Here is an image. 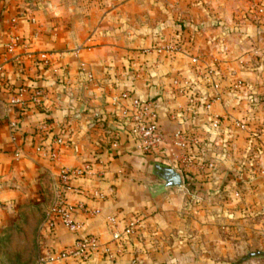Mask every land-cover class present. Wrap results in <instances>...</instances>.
<instances>
[{"label":"crops","instance_id":"obj_1","mask_svg":"<svg viewBox=\"0 0 264 264\" xmlns=\"http://www.w3.org/2000/svg\"><path fill=\"white\" fill-rule=\"evenodd\" d=\"M64 1L1 5L0 53L10 32L27 44L18 48L21 65H7L6 76L23 100L36 88L49 90L50 99L14 109L13 131L3 119L9 96L0 91V264H226L206 253L216 228L203 205L208 195L191 188V174L199 188H218L250 158L261 168L254 184L264 188V18L252 15L264 0H73L72 13ZM179 36L180 52L158 53ZM41 52L51 55L49 67L37 60ZM195 58L216 68L213 81L197 74ZM237 80L247 88L233 90ZM124 91L155 104L164 157L137 149L122 109L111 103ZM177 131L200 139L199 156L216 164L212 178L181 170ZM58 137L64 144L50 158ZM86 162L95 175L75 181L64 197L98 213H72L79 225L72 231L52 206L62 170ZM154 162L180 172L183 187L162 190ZM224 191L209 196L227 203ZM111 217L122 225L141 221L123 247L112 242ZM87 236L102 247L90 260L46 261L49 251Z\"/></svg>","mask_w":264,"mask_h":264},{"label":"built area","instance_id":"obj_2","mask_svg":"<svg viewBox=\"0 0 264 264\" xmlns=\"http://www.w3.org/2000/svg\"><path fill=\"white\" fill-rule=\"evenodd\" d=\"M3 0H0V15L2 14L1 5ZM254 20H261L264 18V4L257 6L252 13ZM17 20H13V28L16 26ZM20 46H27L26 42L21 35L14 32H10L7 35L6 42L3 45V49L0 53V91L6 93L9 99L6 103V113L3 115V119L9 127L14 131L17 129V124L14 120H11V114L14 113L16 108H27L30 104L35 106H42L47 100L50 99V92L45 88L33 89L28 94V99L23 100L22 92L18 91L12 84L11 80L6 76L7 65H21L22 60L18 54V48ZM183 46V38L179 36L174 41L158 49V53L165 52L169 55H174L180 52ZM37 60L44 67H49L51 64V55L46 52L37 54ZM193 64L197 67V74L204 77L209 81H213L216 77V68H204L202 73L199 72L202 69V63L198 58L193 60ZM89 80H93L92 75H88ZM215 89H219V85L213 83ZM233 90H244L247 88L242 80H237L231 86ZM18 91V92H17ZM190 103H196L197 99L194 95L189 97ZM111 103L114 106L122 109L121 118L128 122L127 131L132 139L136 142L137 149L144 155L153 158H160L165 156L167 139L162 130L159 122V117L155 104L150 100H143L139 97H135L131 92L124 91L119 95L112 97ZM207 109L211 108V103L206 105ZM237 126L243 130H247V124L238 123ZM173 144L180 150L184 151V155L180 158L181 170H193L195 167L199 168L202 163L198 164L193 157L187 154V150L193 144L197 147L199 139L195 135H191L184 131H177L173 134ZM64 144V139L58 137L54 142V148L50 152V158H55L58 155V148ZM95 175V164L93 162H86L80 167L72 169H64L60 175L61 189L57 195L56 201L52 206V211L62 215L65 225L72 231L79 229V225L74 223L71 219L72 213L79 210L88 214H97L98 211H88L84 206H71L68 205L64 192L72 189V184L75 181L81 180L88 176ZM95 198H99L100 192L95 191L93 193ZM140 219H129L124 223L117 219V217L109 218V227L112 230L113 240L116 245L123 247L126 241L136 232L140 225ZM101 244L96 236H87L81 238L73 246L63 250L60 253H53L49 251L47 254V262L65 259V260H77L86 262L91 257L98 253L101 249ZM106 252H109L106 250ZM44 261V259H43Z\"/></svg>","mask_w":264,"mask_h":264},{"label":"rangeland","instance_id":"obj_3","mask_svg":"<svg viewBox=\"0 0 264 264\" xmlns=\"http://www.w3.org/2000/svg\"><path fill=\"white\" fill-rule=\"evenodd\" d=\"M75 2L78 1L75 0ZM64 3L72 13L73 0H65ZM206 67L202 64L199 72L202 73ZM199 145L200 139L196 148L192 144L187 150L188 155L193 157L198 164L203 165V167L201 165L199 168L195 167L193 173L203 179L209 176L210 179L215 173L216 164L199 156ZM239 164L242 170H236L235 174L228 172L229 183L218 188L212 187L205 190V186H202L200 189L195 176L191 174V179L195 181V185H191V188L200 190L204 196L208 195V198H203V205L209 213L207 214L209 225L216 228L206 253L226 264H264V259L248 258L249 253L264 251V188L254 184L261 168L250 158H246V161ZM223 190L229 200L227 203L210 198L209 193L214 194L216 191Z\"/></svg>","mask_w":264,"mask_h":264},{"label":"water","instance_id":"obj_4","mask_svg":"<svg viewBox=\"0 0 264 264\" xmlns=\"http://www.w3.org/2000/svg\"><path fill=\"white\" fill-rule=\"evenodd\" d=\"M154 98L155 97L152 96L151 100H153ZM152 172L154 176L162 181V190L181 188L184 185L182 174L169 165L161 162H154ZM248 258L264 259V251L249 253Z\"/></svg>","mask_w":264,"mask_h":264}]
</instances>
